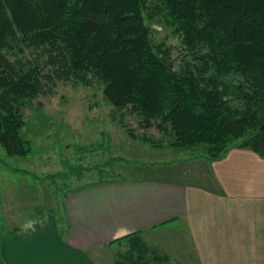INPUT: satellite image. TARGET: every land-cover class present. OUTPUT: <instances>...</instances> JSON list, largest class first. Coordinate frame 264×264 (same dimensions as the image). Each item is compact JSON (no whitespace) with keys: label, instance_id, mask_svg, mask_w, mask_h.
<instances>
[{"label":"trees","instance_id":"obj_1","mask_svg":"<svg viewBox=\"0 0 264 264\" xmlns=\"http://www.w3.org/2000/svg\"><path fill=\"white\" fill-rule=\"evenodd\" d=\"M159 20L209 78L188 64L176 72L169 51L152 45L146 22ZM15 48L35 57L11 61ZM232 73L241 82L231 90L222 77ZM90 78L113 109L137 114L144 128L168 126L177 147L202 145L211 159L247 148L264 158V0H0V147L7 156L29 153L20 136L27 102L52 94L56 82L89 86ZM116 241L127 249L114 264L168 261L139 233Z\"/></svg>","mask_w":264,"mask_h":264},{"label":"crops","instance_id":"obj_2","mask_svg":"<svg viewBox=\"0 0 264 264\" xmlns=\"http://www.w3.org/2000/svg\"><path fill=\"white\" fill-rule=\"evenodd\" d=\"M216 160L219 194L193 181L216 187ZM203 161L187 175L159 166L157 178L73 180L57 206L49 199L47 209L0 231V264H99L94 253L134 233H157L167 264H264V158L233 148Z\"/></svg>","mask_w":264,"mask_h":264},{"label":"rangeland","instance_id":"obj_3","mask_svg":"<svg viewBox=\"0 0 264 264\" xmlns=\"http://www.w3.org/2000/svg\"><path fill=\"white\" fill-rule=\"evenodd\" d=\"M146 24L152 45L169 51V62L176 72L188 64L189 68L198 66L202 77H210L212 73L205 72V67L185 49L172 27L161 20ZM17 50L7 53L11 61H32L35 57L32 50L24 48L21 53ZM90 80L89 86L73 80L56 82L52 94L41 95L23 107L20 136L29 153L25 157H9L0 147V231L25 223L36 216L35 212L50 207V200L57 206L62 195L73 187V180L81 184L111 176L157 178L160 168L187 175L209 158L202 145L193 148L174 145L168 126L159 128L153 122L152 127L144 128L137 114L113 109L103 97L101 82ZM222 80L231 90L241 82L233 73ZM232 96L227 101H232ZM230 104L238 107L239 103L236 100ZM216 162L212 171L216 187L210 189L204 179L193 181L207 188L206 191L215 190L219 194L221 171ZM184 229L183 226L181 230ZM185 234L179 231L177 237L185 239ZM156 236L157 233L143 236L142 240L149 249L164 255L159 251ZM126 249L124 241H116L94 253V257L99 264H114ZM217 254L220 259V251ZM180 264L195 262L180 261Z\"/></svg>","mask_w":264,"mask_h":264}]
</instances>
